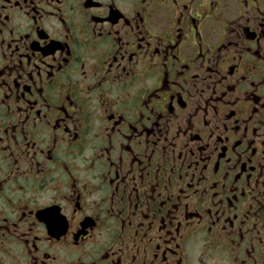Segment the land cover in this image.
Segmentation results:
<instances>
[{
  "label": "flooded vegetation",
  "instance_id": "af4514ba",
  "mask_svg": "<svg viewBox=\"0 0 264 264\" xmlns=\"http://www.w3.org/2000/svg\"><path fill=\"white\" fill-rule=\"evenodd\" d=\"M0 264H264V0H0Z\"/></svg>",
  "mask_w": 264,
  "mask_h": 264
}]
</instances>
